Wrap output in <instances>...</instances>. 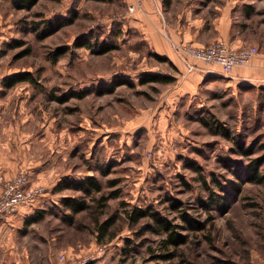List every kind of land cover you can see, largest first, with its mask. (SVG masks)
Returning <instances> with one entry per match:
<instances>
[{
	"label": "rangeland",
	"instance_id": "rangeland-1",
	"mask_svg": "<svg viewBox=\"0 0 264 264\" xmlns=\"http://www.w3.org/2000/svg\"><path fill=\"white\" fill-rule=\"evenodd\" d=\"M161 1L176 13L189 0ZM129 7L125 0H39L26 10L0 0V107L24 142L27 165L18 170L40 165L43 179L33 176L49 190L35 211L43 217L25 218L16 234L28 249L25 264H61V253L80 264H264V187L237 178L251 158L264 156V83L230 82L223 73L189 83L129 25ZM47 21L65 24L44 34ZM22 71L37 83L2 86ZM146 73L173 80L141 83ZM90 174L103 185L95 197L108 198L103 207L90 200L92 208L69 224L60 201L83 194L54 192V176ZM133 207L166 217L186 242L165 248L166 233L144 228L148 218L131 226L125 217ZM113 213L115 237L98 242L96 221ZM169 252L167 262L153 258Z\"/></svg>",
	"mask_w": 264,
	"mask_h": 264
},
{
	"label": "crops",
	"instance_id": "crops-1",
	"mask_svg": "<svg viewBox=\"0 0 264 264\" xmlns=\"http://www.w3.org/2000/svg\"><path fill=\"white\" fill-rule=\"evenodd\" d=\"M191 1H187L175 13V6L169 1L164 5L161 0H125L128 6H134V10L129 13L126 11L125 16L131 17L129 25L141 30L154 53L166 56L179 68L181 74L189 76V83H201L207 76L221 74L220 69L217 65L207 66L192 61L194 68L188 70L176 55L173 44L189 42L200 46L220 39L234 47L258 48V53L247 65L236 67L232 75H225L230 78L229 81L264 83V0H196V3L187 6ZM185 8L194 13H186ZM25 162L24 142L20 145L17 143V137L7 123V113L0 107V177L15 173L27 165ZM38 166L29 171L35 184L40 183L37 177L43 179L38 173ZM35 172L38 173L37 177L33 176ZM54 179L58 180L55 176ZM55 181L54 185L57 184ZM47 194L41 198L40 206L48 202ZM36 207L20 206L14 215L6 216L0 222V253L4 255L0 264H25L28 249L26 252L21 236L16 234L24 219L35 214Z\"/></svg>",
	"mask_w": 264,
	"mask_h": 264
},
{
	"label": "trees",
	"instance_id": "trees-1",
	"mask_svg": "<svg viewBox=\"0 0 264 264\" xmlns=\"http://www.w3.org/2000/svg\"><path fill=\"white\" fill-rule=\"evenodd\" d=\"M39 0H13V6L17 8H22L26 10L32 9ZM58 1V0H55ZM40 22H35L33 24V28L35 31L41 28ZM65 23L52 24L51 21H47L43 24V28L41 29L44 34H50L56 27V25L62 26ZM77 45H84V41H78ZM109 49H103L102 52H105ZM173 80V77L157 74V73H146L142 75L140 82L141 83H150V82H158V83H168ZM19 82H28L31 84L37 83L36 78L29 71L15 72L10 75H7L2 79V86L5 88H10ZM114 86L108 87L107 91H113ZM264 94V88L262 89ZM225 134V133H224ZM248 154V151H246ZM264 164V156L260 155L254 158H251L248 163L245 165L243 173L238 175L237 178L241 179L245 182L259 184L264 187V170H261V167ZM100 173L103 176H107L109 173V167H104L100 169ZM110 186H113L116 181H108ZM235 187V185L233 184ZM66 189H71L74 191H79L83 195L81 196H65L61 199V204L63 207L70 211V215H68L65 219L70 223H74V216L82 211H85L89 208H92L90 200H93L96 203V206L103 207L104 202L108 196L104 194L100 195V197L96 198L95 195L98 193H102L103 185L99 178L95 174L86 175L80 179H73L68 176L61 178L54 187V192H61ZM116 194V193H115ZM43 217V211H37L36 214L26 219V224H31L33 222L39 221ZM126 220L129 222L131 226L138 224L142 219L148 218L150 219V223H146L144 228L150 232L156 234L166 233V238L164 239L163 246L169 247L170 245L177 247L186 242L185 235L181 234L178 230H176L175 226L172 222L166 217H162L158 212L151 210L150 207H133L132 210L126 212ZM182 218L188 222L190 226L194 228H199L194 225V223L190 220V217L183 213ZM118 219V213H113L102 221H96L95 230L98 234V242L101 241L102 238H106V242L111 241L116 232H112V227ZM193 223V224H192ZM110 232V233H109ZM172 257V253H158L153 255L154 259L160 258L167 262ZM169 264V263H162Z\"/></svg>",
	"mask_w": 264,
	"mask_h": 264
},
{
	"label": "built area",
	"instance_id": "built-area-1",
	"mask_svg": "<svg viewBox=\"0 0 264 264\" xmlns=\"http://www.w3.org/2000/svg\"><path fill=\"white\" fill-rule=\"evenodd\" d=\"M134 6L128 8V13ZM178 58L192 71L194 63L199 61L205 65H217L224 75H232L234 69L245 66L258 53L256 46L234 47L223 40H215L206 45H194L189 42L173 44ZM46 194V187L32 182L25 169L0 177V222L6 216L14 215L20 206H39L41 198ZM61 264H80L69 260L64 253L60 254Z\"/></svg>",
	"mask_w": 264,
	"mask_h": 264
}]
</instances>
